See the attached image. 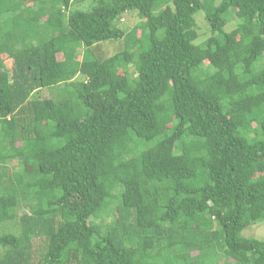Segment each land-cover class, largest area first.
<instances>
[{
  "label": "trees",
  "instance_id": "obj_1",
  "mask_svg": "<svg viewBox=\"0 0 264 264\" xmlns=\"http://www.w3.org/2000/svg\"><path fill=\"white\" fill-rule=\"evenodd\" d=\"M262 222L264 0H0V264H264Z\"/></svg>",
  "mask_w": 264,
  "mask_h": 264
},
{
  "label": "rangeland",
  "instance_id": "obj_2",
  "mask_svg": "<svg viewBox=\"0 0 264 264\" xmlns=\"http://www.w3.org/2000/svg\"><path fill=\"white\" fill-rule=\"evenodd\" d=\"M194 18L196 20V25L198 30L197 43H201L209 36V28L204 20L203 14L199 12L194 16ZM136 21H137L136 17L131 15H124L120 19V21L118 20L117 25L122 26L125 31H128L131 29V27L135 24ZM227 29L229 30L230 26ZM57 59H61V57L57 56ZM48 95L49 92L45 90V91H40L38 96L47 97ZM24 211H26V208L21 206L17 210V215L20 216ZM243 235L247 237L252 236L253 238L264 241V222L249 227L244 231Z\"/></svg>",
  "mask_w": 264,
  "mask_h": 264
}]
</instances>
